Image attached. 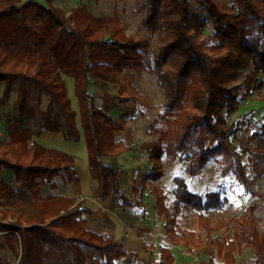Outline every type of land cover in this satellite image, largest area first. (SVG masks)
I'll return each instance as SVG.
<instances>
[{
	"label": "trees",
	"instance_id": "trees-1",
	"mask_svg": "<svg viewBox=\"0 0 264 264\" xmlns=\"http://www.w3.org/2000/svg\"><path fill=\"white\" fill-rule=\"evenodd\" d=\"M54 1L0 0V84H6L0 108L8 105L13 91L18 94L14 114L3 115L8 141L0 140V170L11 171L21 186L15 189L0 179V231L7 233L6 243L18 264H118L128 256L137 258L125 240L87 228L92 209L75 198L43 194L44 187L80 180L74 157L33 140L44 132L80 140L64 75L74 79L89 168L99 184L97 199L111 200L118 208L134 205L145 217L144 197L150 189L168 243L200 249L209 242L217 254L208 264H236L240 247H250L256 264H264V236L254 204L233 229L231 222L206 215L228 205L219 193L205 199L179 177L170 206L157 185L165 177L166 156L188 162L191 177L215 159L222 162L223 175L233 174L246 193L260 196L254 188L264 176V114L260 121L231 119L254 95L264 104L262 4L242 0L260 20L244 30L233 25L231 15L215 0H146L143 4L141 25L159 36L156 58L147 67L166 101L159 139L149 150L150 169L141 183L132 185L133 202L122 189L119 171L103 161L133 150L120 139L126 126L97 104L89 83L104 82L117 87L122 97L132 95L133 118L145 115L135 107L141 104L133 95L132 70L142 68V50L148 42L128 36L118 18L95 16L84 5L67 15ZM192 1L207 19L192 7ZM207 21L212 23L213 35L204 38ZM44 96L49 98L45 110ZM185 216H194L196 223L182 227ZM222 230L232 235L213 238ZM175 262L171 248L161 247L159 264ZM0 264L14 263L0 255Z\"/></svg>",
	"mask_w": 264,
	"mask_h": 264
},
{
	"label": "rangeland",
	"instance_id": "rangeland-1",
	"mask_svg": "<svg viewBox=\"0 0 264 264\" xmlns=\"http://www.w3.org/2000/svg\"><path fill=\"white\" fill-rule=\"evenodd\" d=\"M25 1V0H24ZM46 3V0H44ZM218 1L222 10L228 12L232 17L233 25L240 30L257 26L260 20L247 9L242 0H215ZM146 0H56L53 3L56 7L63 9L67 15L72 13V10L84 5L88 11L95 16H103L106 18H118L126 29L128 36L133 37L137 41L146 40L148 48L142 50L143 60L142 68L132 70L133 84L136 93L135 97L140 100L141 105H135L145 115H138L133 118L132 106L134 101L132 95L120 96L118 88L114 85L100 82L96 86L91 83L90 90L95 96L97 104L106 112H110L115 119L125 124V130L120 134L125 144L132 146L133 152L131 156L135 157L129 168H123L120 172H125L123 177L128 180L127 188H123L124 193L133 201L134 195L132 192L131 182L141 183L144 179L145 173L149 171V150L159 139L160 129L163 125L162 114L164 112L165 95L159 86L158 82L149 73L147 63L153 62L156 58L159 36L145 30L141 23L144 13L141 8ZM264 7V0H258ZM192 7L205 19V12L198 6L195 1H192ZM207 28L204 31V38L213 35L212 23L207 21ZM55 57L56 55L53 54ZM59 60V58H55ZM243 79L238 83L240 85ZM260 81L264 82V74L261 75ZM5 106L2 113L12 114L11 108ZM13 110V109H12ZM264 114V104L260 101L257 95L242 104L237 115L232 117L231 121L238 119L260 121ZM151 129V125L154 123ZM243 132L239 131L238 137L242 136ZM5 141V140H4ZM7 142V141H5ZM238 143V142H237ZM239 144V143H238ZM240 146V145H239ZM165 177L157 183L158 186L168 196V204L172 206L175 199V190L177 188L176 179L183 178L189 186V189L201 195L203 198L211 193H219L223 198L228 199V205L223 209L213 210L207 213V217L217 221L225 219L232 223L233 229L236 228V220L241 214L252 204L257 207L258 227L260 233L264 236V176L259 184L254 188V191L260 196H252L245 192L242 185L238 183L234 175H223L221 172L222 162L219 160H211L208 162L196 177H191L187 171L190 165L186 161H181L179 156L172 159L170 156L164 158ZM262 196V197H261ZM144 204L146 209V216L142 215V209L136 206H129L126 208H118L115 203H110V215H117L127 221L130 230L137 237L146 243L149 249H154L169 245L165 239L163 230L164 221L160 220L154 211V196L150 189L146 192L144 197ZM1 209V208H0ZM109 219V218H108ZM235 220V221H234ZM196 223L194 216H185L180 220L182 227L187 225L193 226ZM128 233V232H127ZM232 235V232L222 230L213 235L215 237H223ZM137 241V239H135ZM173 247V246H172ZM175 247V246H174ZM173 247V248H174ZM193 248L175 247L174 251L178 259V264L181 263L182 258L186 259L185 263L193 261V264H205L211 255L217 254L216 250L210 247L209 242L202 249L192 251ZM191 253V254H189ZM0 255L12 260L14 264L18 261L13 257L11 250H9L5 240L3 241L0 233ZM157 254L152 253V257L144 260V264H157L154 257ZM122 259L118 264H124ZM217 261L219 259L217 258ZM133 264V260L129 259L128 263ZM238 264H256L255 253L252 248L241 246L238 255Z\"/></svg>",
	"mask_w": 264,
	"mask_h": 264
},
{
	"label": "crops",
	"instance_id": "crops-1",
	"mask_svg": "<svg viewBox=\"0 0 264 264\" xmlns=\"http://www.w3.org/2000/svg\"><path fill=\"white\" fill-rule=\"evenodd\" d=\"M21 1L25 2L27 0L25 1L21 0ZM40 3L46 4L44 0H40ZM63 80L66 83L68 97L70 98V101H71V108L77 113V124H78V129L80 132V140L77 142L67 141L64 137V133H61V132L60 133L44 132V133H41L39 136L35 135L33 140L38 142L39 144H41L42 146L46 148L57 149L65 154H68L74 157L75 158V169L78 172V175L80 176V180L69 186H66L64 184H57L53 186L44 187L43 194L44 195L59 194V195L67 196L70 198H75L78 201V203L84 204L88 208L92 209L94 211V215H91L88 217L89 224L87 228L90 231H93L98 234H107V235L112 236L115 239L125 240L129 252L137 256L136 259H134L132 256L123 258L125 259L124 264H126V262L128 263L129 259L133 260V264H144V260H147L146 262H148L149 258L152 257V253L157 254L156 256L154 255L153 258H155L157 261V264H159L161 247L154 249V251L152 252V249H149V247L146 245L144 241L141 240L140 237H137L135 234L132 233V231L130 230V227L126 224L127 221L125 219L117 216L116 214L110 215L111 212L108 208H110L109 205L113 201L108 200L107 202H102L96 198L95 194H96L99 184L97 180H94L92 178L90 168H89V154H88V149H87L84 132H83L82 124H81L79 101L75 94L74 79L64 75ZM91 83L92 82L89 83V90L91 89L90 88ZM5 87H6V84L2 82L0 84V98L3 97L4 95ZM17 98H18L17 92L13 91L12 94L10 95V99L8 103L9 105L8 109L11 108V111L13 114H14V110L12 109H13V105L16 102ZM48 104H49V98L44 96L43 103H42V109L44 110L47 109ZM4 108L5 107L0 108V112L2 114L0 116V140L8 141L7 129H6V125L4 123L5 120L3 117V115L7 113H2L3 112L2 109ZM108 113L110 114V112ZM127 146L132 148V146L130 145H127ZM132 152L133 151L124 153L120 155L119 157H104L103 158V161L106 164L110 165L113 169L119 171L122 189L125 186L127 188L128 187L127 184L129 182L126 179V177L125 178L123 177V174L125 172H120V170L123 168H129L131 164L135 161V157L131 156ZM150 166L151 164H149V168ZM147 173L148 172H146L145 175ZM0 179L6 181L8 184H10L15 189L21 188L20 185L15 183L14 175L11 171L0 170ZM132 185L133 184L131 182V186H130L131 188H132ZM0 233L2 234L3 241L5 240V243H6L5 236L7 235V233L2 232V231H0ZM135 239H137V241ZM168 244L169 245L167 246L171 248L175 256V259H176L175 264H178V259L174 251V248L177 246L172 245L170 243ZM172 246L173 247L175 246V247L173 248ZM204 247L200 248V250H202ZM238 255H239V252L236 255L237 257L236 264H238ZM208 260L209 259H207L205 264H208ZM255 260H256V256H255ZM185 261L186 259L182 258L181 263L186 264ZM187 264H193V261Z\"/></svg>",
	"mask_w": 264,
	"mask_h": 264
},
{
	"label": "built area",
	"instance_id": "built-area-1",
	"mask_svg": "<svg viewBox=\"0 0 264 264\" xmlns=\"http://www.w3.org/2000/svg\"><path fill=\"white\" fill-rule=\"evenodd\" d=\"M193 249H192V251H195L196 249H195V247H192ZM189 254H191V253H189Z\"/></svg>",
	"mask_w": 264,
	"mask_h": 264
}]
</instances>
